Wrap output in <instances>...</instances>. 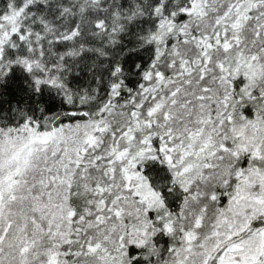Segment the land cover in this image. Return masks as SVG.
Here are the masks:
<instances>
[{
	"label": "snow or ice",
	"instance_id": "obj_1",
	"mask_svg": "<svg viewBox=\"0 0 264 264\" xmlns=\"http://www.w3.org/2000/svg\"><path fill=\"white\" fill-rule=\"evenodd\" d=\"M0 264H264V0H0Z\"/></svg>",
	"mask_w": 264,
	"mask_h": 264
}]
</instances>
